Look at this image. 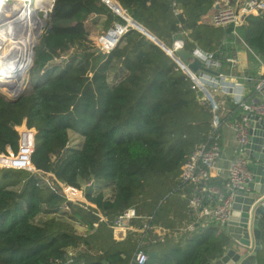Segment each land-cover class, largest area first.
<instances>
[{
    "label": "trees",
    "instance_id": "1",
    "mask_svg": "<svg viewBox=\"0 0 264 264\" xmlns=\"http://www.w3.org/2000/svg\"><path fill=\"white\" fill-rule=\"evenodd\" d=\"M116 1L170 49L181 38L188 52H215L232 32L203 22L217 0ZM101 18L104 35L127 24L102 0H55L35 51L43 74L14 102L0 97V154L18 153L16 129L25 122L36 132L31 161L40 173L0 170V264H137L139 251L146 264H214L231 239L216 223L187 230L196 220L188 201L200 186L180 181L182 164L208 139L210 107L140 31L129 27L102 53L91 32ZM238 33L264 62V20L250 17ZM230 110L240 114L232 104ZM74 136L81 142L71 145ZM42 174L79 189L93 182L85 196L94 207L69 203L63 210L65 198ZM130 208L148 219L135 225L151 228L116 238L111 226Z\"/></svg>",
    "mask_w": 264,
    "mask_h": 264
},
{
    "label": "built area",
    "instance_id": "2",
    "mask_svg": "<svg viewBox=\"0 0 264 264\" xmlns=\"http://www.w3.org/2000/svg\"><path fill=\"white\" fill-rule=\"evenodd\" d=\"M102 1L109 8L120 7L116 0ZM18 2V0H0V32L8 31L9 33L6 34H12L11 31L14 28L9 25L23 22L25 23L23 27L26 28H23V33L19 37L33 39L35 37L34 27L29 28L31 21L34 18L40 21L39 12L43 13L45 18H49L53 12L55 0H46L37 5L36 3L35 5L31 3L23 5ZM121 10L124 11L122 8ZM31 12H33L32 15ZM250 17L264 20V0H236L232 3H218L210 17V25L223 30L231 28L232 32L221 39L218 50L215 52H206L198 47L193 52L187 51L193 57L189 60L190 63L196 59L201 63L202 68L216 75L203 69L197 72L189 69L177 54L180 49H185L184 39H176L172 49L169 48L171 58L190 80L192 91L198 94L201 103L210 107L212 114L211 130L207 141L198 144L181 166V183L188 186H200V194L191 197L188 201L196 219L193 224L189 225L188 231L194 230V224L216 223L219 226L225 224L233 213L234 193L236 191L249 192L248 185L254 182V173L249 168L252 161L247 156V150L252 137H255L252 133L258 130L256 125L259 123L264 129V62L238 33L247 25V19ZM128 28L127 24L125 26L115 24L107 34L96 39L97 48L102 53L111 52ZM41 33L40 31V35ZM111 35L114 38L110 43L107 39ZM31 48L28 51H31ZM239 49L244 50L251 61L258 65L257 69L251 72L244 68L240 69ZM231 104L238 107L239 115L231 114ZM224 125L232 128L237 141V156L225 170L219 167V161L222 158ZM16 130L19 135L18 153L13 154L9 151L7 155L0 154V170L27 171L40 175L31 161L35 149V130L29 129L25 122ZM262 152L264 153V146H262ZM224 172L225 178L223 179ZM48 177H51L52 181ZM42 179L44 184L54 187L65 198L66 204L63 210H69V203L94 207L85 196V189L92 187L93 182L79 189L65 185L51 174H46V176L42 174ZM216 179L222 180V186L214 184ZM100 217L102 221H105L101 214ZM137 220L146 221L148 219L138 216L136 210L130 208L115 219L111 228L117 236H125L128 232L143 233L151 228L148 225L143 228L135 225L134 221ZM152 229L162 236L167 234L166 230L158 226ZM135 261L137 264H146L148 257L144 252L139 251L135 255Z\"/></svg>",
    "mask_w": 264,
    "mask_h": 264
},
{
    "label": "water",
    "instance_id": "3",
    "mask_svg": "<svg viewBox=\"0 0 264 264\" xmlns=\"http://www.w3.org/2000/svg\"><path fill=\"white\" fill-rule=\"evenodd\" d=\"M119 7V6H118ZM114 11V8H111ZM118 15V14H117ZM126 21L127 26L140 31L155 45L161 48L170 57V49L159 39H157L146 28L137 21L129 17L125 18L118 15ZM178 56L193 72L203 69L209 73L215 74L210 70L202 68L201 63L193 59L185 49L177 52ZM25 95V92H17L9 97L7 101L14 102L16 99ZM0 97H3L0 95ZM257 129L253 132L251 143L248 146L247 156L251 159L250 170L254 173V182L248 185L249 192L236 191L234 193L232 204V215L229 220L221 226L223 231L230 237L231 246L225 254L214 264H256L257 256L264 246V129L258 123Z\"/></svg>",
    "mask_w": 264,
    "mask_h": 264
},
{
    "label": "rangeland",
    "instance_id": "4",
    "mask_svg": "<svg viewBox=\"0 0 264 264\" xmlns=\"http://www.w3.org/2000/svg\"><path fill=\"white\" fill-rule=\"evenodd\" d=\"M42 1L44 0H38V3H41ZM33 5H35L34 2ZM111 11L114 15L118 16L116 13H114L113 10ZM38 17L40 20V27H42L43 25L44 26L42 30L40 27H38L37 29H35V31H33L34 33L36 32V30H40L42 32L34 48L31 45L29 47H20L16 48L17 50H14L11 47L14 44V38L11 37V34H6L9 33L8 31H5L6 33L0 32V95L3 97H7L6 99H8L9 97L12 98V94L17 93L18 90H20V92L30 93L33 86L37 83V81L43 74V71L35 65V51L39 47L41 39L46 32L48 18H45L43 13L41 12L38 13ZM91 32L92 39L94 41L104 36L103 28L100 25L97 28H92ZM9 48L10 50H8ZM29 48H31V51H28ZM71 54L72 52L65 54L64 57L61 58L63 60L58 59L54 61L51 66L60 65L62 64L61 61H63V63L66 62L70 58ZM251 66L255 69L258 68V65L256 63L252 64ZM7 68H12L14 72L12 74L16 73L17 77L11 79L10 74H8ZM78 230L81 234L84 233L81 227L78 228ZM122 236L123 235H119L118 237L121 238Z\"/></svg>",
    "mask_w": 264,
    "mask_h": 264
},
{
    "label": "crops",
    "instance_id": "5",
    "mask_svg": "<svg viewBox=\"0 0 264 264\" xmlns=\"http://www.w3.org/2000/svg\"><path fill=\"white\" fill-rule=\"evenodd\" d=\"M223 2H230L232 3V1H229V0H217V2L215 3L214 5V8L217 7L218 3H223ZM214 8L209 12L208 15H206L205 17H203V22L204 23H207V24H210V17L212 15V13L214 12ZM123 14H120L121 16L125 17V18H129L127 16V14L122 11ZM104 22V19L101 18L98 22V24H95V25H91V27L93 26V28H97L99 25L101 26V24ZM239 57L241 59V68L240 69H245L246 71H252V70H255V68L253 67L252 68V64H254V62H252L248 55L245 53L244 50L242 49H239ZM222 134H223V141H222V158L221 160L219 161V167L223 170H225L229 163L231 161H233L235 158H236V149H237V141H236V138H235V134L232 130V128H230L229 126H226L224 125L223 126V129H222ZM72 143L71 145L73 144H77V143H80L81 142V139L74 136L73 139H72ZM222 178L224 179L225 178V172L223 173L222 175ZM220 177V179H222ZM116 238H119L117 235H115ZM262 250H264V246H262ZM258 263V256H257V260H256V264Z\"/></svg>",
    "mask_w": 264,
    "mask_h": 264
},
{
    "label": "bare ground",
    "instance_id": "6",
    "mask_svg": "<svg viewBox=\"0 0 264 264\" xmlns=\"http://www.w3.org/2000/svg\"><path fill=\"white\" fill-rule=\"evenodd\" d=\"M19 2L18 3H21V4H28V3H31V5H33V2L34 3H36V5L37 4H40V3H38V0H18ZM46 0H44V1H42L41 3H43V2H45ZM115 7V6H114ZM113 7V8H114ZM114 10H115V13L116 14H118V10L116 9V8H114ZM32 13L33 12H31V15H32ZM34 15V14H33ZM118 15H120V14H118ZM31 17V16H30ZM24 21V20H23ZM40 21H36V18H34V20H32L31 21V23H30V25H29V28H32V27H34V29H33V31H35V29H37L38 27H40V23H39ZM42 22V21H41ZM23 22H21V23H18V24H10V26H13V30L11 31L12 32V34H11V37H13L14 38V44L11 46L12 47V49H14V50H17L16 48H20V47H29V46H34L36 43H37V41H38V35H40V30H36V32L34 33L35 34V37L33 38V39H28V38H20L19 36H21L22 35V33H23V28H26V27H23V26H25V23H23ZM0 25H1V23H0ZM9 26V27H10ZM1 27V26H0ZM41 29H42V27H41ZM30 31H32L31 29H29ZM29 35V34H28ZM113 38H114V36L113 35H111V36H109L108 37V39H107V41L108 42H113ZM5 46V45H4ZM19 46V47H18ZM2 48V47H1ZM7 49V48H6ZM8 50H10V48L8 49ZM8 69V74H10V76H11V79H14V78H16L17 77V74L15 73V74H12V73H14L13 72V69L12 68H7ZM2 84V83H1ZM3 84H5V83H3ZM20 90H18V92H19Z\"/></svg>",
    "mask_w": 264,
    "mask_h": 264
}]
</instances>
